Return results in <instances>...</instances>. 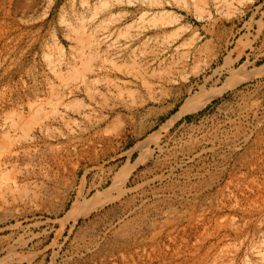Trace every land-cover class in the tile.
I'll list each match as a JSON object with an SVG mask.
<instances>
[{
	"label": "rangeland",
	"instance_id": "obj_1",
	"mask_svg": "<svg viewBox=\"0 0 264 264\" xmlns=\"http://www.w3.org/2000/svg\"><path fill=\"white\" fill-rule=\"evenodd\" d=\"M0 264H264V0H0Z\"/></svg>",
	"mask_w": 264,
	"mask_h": 264
},
{
	"label": "built area",
	"instance_id": "obj_2",
	"mask_svg": "<svg viewBox=\"0 0 264 264\" xmlns=\"http://www.w3.org/2000/svg\"><path fill=\"white\" fill-rule=\"evenodd\" d=\"M192 117H196L195 115H193Z\"/></svg>",
	"mask_w": 264,
	"mask_h": 264
}]
</instances>
